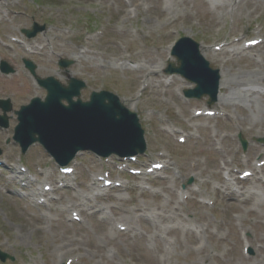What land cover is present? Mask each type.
<instances>
[{
  "label": "rangeland",
  "instance_id": "obj_1",
  "mask_svg": "<svg viewBox=\"0 0 264 264\" xmlns=\"http://www.w3.org/2000/svg\"><path fill=\"white\" fill-rule=\"evenodd\" d=\"M176 1L178 11L167 16L164 0H0V39L7 44L0 40V60L14 69L0 71V98L12 106L9 126L0 127V250L13 257L0 264L67 258L71 264H264V165L257 168V195L246 191L251 179L238 184V194L229 192L220 172L222 162L241 171L264 159V43L237 54L208 51L232 36L241 37L239 44L264 39V0L222 8ZM34 21L47 29L28 38L21 30ZM181 36L199 42L209 65L223 72L218 102L184 98L191 85L163 72ZM60 57L73 59L67 71L86 82L81 99L105 89L136 112L147 147L134 165L158 158L165 167L131 176L118 171L115 156L81 151L69 162L73 173L61 177L38 143L20 153L12 140L14 110L45 95L22 60L34 61L40 76L65 81ZM205 106L223 114H193ZM237 133L247 140L245 151ZM107 172L121 186L101 189L96 177Z\"/></svg>",
  "mask_w": 264,
  "mask_h": 264
},
{
  "label": "water",
  "instance_id": "obj_2",
  "mask_svg": "<svg viewBox=\"0 0 264 264\" xmlns=\"http://www.w3.org/2000/svg\"><path fill=\"white\" fill-rule=\"evenodd\" d=\"M31 36L35 33L26 31ZM190 42L189 40H187ZM190 44L195 47L196 45ZM179 60L184 56L175 51ZM33 73L31 63L26 62ZM7 70V69H6ZM185 74L184 70L179 69ZM193 79V78H192ZM40 85L46 88L47 95L43 101L35 98L28 106H22L16 111L18 124L14 131L22 152L33 142L41 143L53 156L60 159L62 153H67L61 163H65L80 149H92L98 153L107 154L117 150V143L134 141V146L142 150V133L135 113L129 112L119 99L107 92H92L89 101H81L79 87L83 83L71 78L68 85H61L55 78H37ZM197 81V80H196ZM216 82V77L214 79ZM198 82V81H197ZM216 84L211 90V100L217 91ZM198 84L196 91L201 90ZM200 97V94H195ZM77 96V100H73ZM107 99V101L105 100ZM66 100L67 104H63ZM8 103L0 101L4 111L10 108ZM6 117H0V123L7 124ZM112 142L111 145H101ZM245 145V143L243 142ZM137 149H130L133 152ZM127 154V152H121ZM2 259L6 255L0 252Z\"/></svg>",
  "mask_w": 264,
  "mask_h": 264
},
{
  "label": "bare ground",
  "instance_id": "obj_3",
  "mask_svg": "<svg viewBox=\"0 0 264 264\" xmlns=\"http://www.w3.org/2000/svg\"><path fill=\"white\" fill-rule=\"evenodd\" d=\"M159 1V0H158ZM204 2L206 1V0H203ZM208 1H210L213 5H215V6H217V7H220V8H222V7H224V5H226V4H229V5H231V6H233V4L235 5L236 3H235V0H228V1H226V3H225V1L224 0H208ZM176 0H164V4L166 5L165 6V9H162L161 11L162 12H164V14L165 15H167V16H170V15H174L173 14V12L174 11H178L177 10V8H176ZM202 49V48H201ZM200 49V52H201V54L203 55V57H207L208 56V53H204V52H202V50ZM242 49H244V47H242ZM240 49H237L236 51V53H234V54H237L238 52L240 53V51H239ZM155 71H157L156 69H152V74L155 72ZM219 72H220V76L222 77L223 76V72L221 71V70H219ZM251 77H254V76H251ZM256 77V76H255ZM259 77H262V75L261 76H259ZM240 79V78H239ZM236 81H238V80H236ZM264 81V80H263ZM229 83V85H230V87H231V80H226V83ZM225 84V81L224 80H222V78L220 79V87H223V85ZM225 186H227L228 184L227 183H225L224 184ZM31 196H33V195H31ZM75 205V203L73 204V206ZM63 249H65V247H63Z\"/></svg>",
  "mask_w": 264,
  "mask_h": 264
}]
</instances>
